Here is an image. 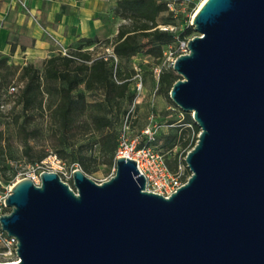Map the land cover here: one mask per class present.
I'll return each mask as SVG.
<instances>
[{"label": "water", "instance_id": "water-1", "mask_svg": "<svg viewBox=\"0 0 264 264\" xmlns=\"http://www.w3.org/2000/svg\"><path fill=\"white\" fill-rule=\"evenodd\" d=\"M192 25L170 94L200 127L189 180L150 193L128 157L104 183L20 179L1 217L20 262L0 264H264V0H206Z\"/></svg>", "mask_w": 264, "mask_h": 264}, {"label": "rangeland", "instance_id": "rangeland-1", "mask_svg": "<svg viewBox=\"0 0 264 264\" xmlns=\"http://www.w3.org/2000/svg\"><path fill=\"white\" fill-rule=\"evenodd\" d=\"M193 1L196 2L194 6L192 0L177 1L174 8L178 11L163 13L159 17V26L169 28L178 38L188 25L192 26L193 15L203 0ZM114 19L117 22L116 35L99 38L100 42L90 45L80 40L65 47L55 44L46 57L48 59L60 53L65 56V53L72 54L78 50L91 53L94 58L107 56L113 67V78L119 84L122 79L129 82L126 95L121 99L118 97L119 90L111 91L108 98L107 93L99 87L88 90L84 83L79 84L72 94L80 112L71 121H65L55 111L62 87L55 81L44 82L34 103L27 109L21 102L20 90L25 82L21 81V69L17 67L32 64L42 75L46 59L29 62L23 57L15 60L13 56L5 55L9 58V66L17 69L9 67L0 71V82L5 83L0 100L1 199L20 179L33 177L36 170L38 175L49 169L57 172L72 188L73 171L79 168L93 181H108L115 175L117 166L116 161L110 159L109 152H104V146H114L116 140L117 152L123 133L131 140L140 137L143 145L149 140L147 135H152L151 148L163 155L171 170L180 173L185 180L191 176L192 172L185 161L190 150L183 146L190 136L187 131L189 125H184V111L171 99L170 86L161 82L163 74L181 77L174 71L168 56L172 53L174 59L179 57L182 40L164 45L163 54L158 55L157 50L151 51V43L140 38L141 49L134 56L117 58L112 44L124 20L116 16ZM197 35L199 33L196 31L189 38ZM72 70L74 72L76 66ZM9 86H15L16 91L7 93ZM199 133L192 131L190 139L196 140ZM53 154L57 155L59 163L40 168L41 162ZM41 156H44L43 159L37 161ZM10 210L7 208L6 212ZM2 251L0 246V253ZM9 257L17 259L15 254ZM8 259L0 254V263Z\"/></svg>", "mask_w": 264, "mask_h": 264}, {"label": "trees", "instance_id": "trees-1", "mask_svg": "<svg viewBox=\"0 0 264 264\" xmlns=\"http://www.w3.org/2000/svg\"><path fill=\"white\" fill-rule=\"evenodd\" d=\"M179 0H118L117 6L113 9V14L116 17L124 20V23L119 26L118 35L114 38L112 44L114 54L117 58L134 56L140 49V38H144L153 46L151 51H158V55L163 54L164 45L168 46L177 40H189L194 30L193 25L187 26L185 30L177 38V35L167 30H162L159 26V17L163 13L170 10L172 13L178 11L174 8L171 10L170 4L177 5ZM193 2V3H192ZM192 5H195V1L192 0ZM80 42L86 45L100 42L99 38L81 39ZM9 58L0 54V71L3 69H15V66H9ZM45 70L41 75L40 71L35 66L27 65L25 67H17L21 69V81L25 82L20 90L21 102L26 109L34 103L37 93L40 92L44 82L55 81L62 84L61 98L56 104L55 111L59 113L65 121H71L80 112V109L76 106V102L73 97V92L79 86L84 83L88 90L101 88L104 93H107V97L111 96V91H118V97L124 98L126 95V89L129 82L122 79L119 84L113 78V67L109 63L107 56L94 58L91 53H83L80 50L68 55H55L46 59ZM76 66V70L72 72L73 67ZM16 68V69H17ZM161 79L162 83H166L170 86V89L174 84L181 79L168 74H163ZM7 79L5 78V81ZM1 81V79H0ZM9 82V81H7ZM5 83L0 82V100L3 97L2 90ZM15 86H9L10 88ZM16 88V87H15ZM185 116L184 125H189L187 131L189 132V139L183 143L184 147H188L191 151L197 141L191 140V132L200 131L197 123L192 119L191 114L182 112ZM1 137V135H0ZM114 146L107 144L104 146V152H109V157L112 161L117 160L116 156V140ZM112 141H110L111 143ZM109 143V142H108ZM152 143V142H150ZM149 145L151 146V144ZM44 156H41L37 161H41Z\"/></svg>", "mask_w": 264, "mask_h": 264}, {"label": "crops", "instance_id": "crops-1", "mask_svg": "<svg viewBox=\"0 0 264 264\" xmlns=\"http://www.w3.org/2000/svg\"><path fill=\"white\" fill-rule=\"evenodd\" d=\"M118 0H0V54L43 60L52 47L116 35Z\"/></svg>", "mask_w": 264, "mask_h": 264}, {"label": "built area", "instance_id": "built-area-1", "mask_svg": "<svg viewBox=\"0 0 264 264\" xmlns=\"http://www.w3.org/2000/svg\"><path fill=\"white\" fill-rule=\"evenodd\" d=\"M174 3L170 4L171 10H174ZM162 30H167V27L161 28ZM188 42L182 40L180 42V47H182V53L186 54L189 52L188 50ZM172 53L168 56V60L172 62L174 65L175 60L178 58H173ZM180 54V55H181ZM65 55H68L65 53ZM16 91L15 87L10 88L9 93H14ZM149 134V133H148ZM149 136V140L146 144H142V139L137 137L136 139L131 140L126 134H122L118 149V158L128 157L132 160L138 161L137 166L141 172L144 174L147 185L146 190L150 193H155L158 195H162L166 198L172 196L176 193L188 180L183 179L180 173L173 172L170 168V165L165 161L164 157L160 152L156 151L155 149L151 148L149 145L151 138L154 137L152 135ZM59 163L57 155L53 154L50 155L49 158L43 162H41V167L48 166L49 164ZM35 171V174L31 179L34 183L40 185V174L38 175ZM46 172L52 171L51 169L45 170ZM11 193V191L6 195L4 199L0 198V246L2 247L3 251L0 253L3 255L4 258H9L8 261L2 263H19L20 258L17 256L18 250V243L14 237H11L2 229L1 225V217L6 215V198ZM15 254L16 260L10 259V255Z\"/></svg>", "mask_w": 264, "mask_h": 264}, {"label": "bare ground", "instance_id": "bare-ground-1", "mask_svg": "<svg viewBox=\"0 0 264 264\" xmlns=\"http://www.w3.org/2000/svg\"><path fill=\"white\" fill-rule=\"evenodd\" d=\"M206 0H203L202 3L200 4L199 8L197 9V11L204 5Z\"/></svg>", "mask_w": 264, "mask_h": 264}]
</instances>
